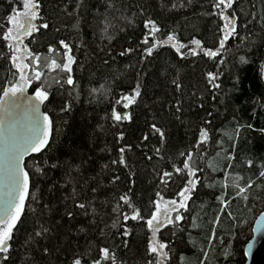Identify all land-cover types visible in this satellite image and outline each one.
Masks as SVG:
<instances>
[{"label": "trees", "instance_id": "trees-1", "mask_svg": "<svg viewBox=\"0 0 264 264\" xmlns=\"http://www.w3.org/2000/svg\"><path fill=\"white\" fill-rule=\"evenodd\" d=\"M37 2L41 5L38 30L25 40L28 50L40 55L43 65L50 55L61 59L49 54L48 48L62 52L59 41L65 40L76 58V86L61 87L54 80L66 74L41 68L42 80L52 93L43 106L53 121L52 132L49 146L24 161L31 176V195L14 230L10 259H0V264H72L74 258L82 264H92L94 258L113 264L112 254L114 264L150 260L155 264L158 257L148 253L153 233L146 221L155 211L157 193L163 197L160 202L178 199L188 177L187 170L177 175L174 169L183 168L181 153L188 151L196 153L192 167L199 169L200 182L187 209L180 210L183 219L156 233L155 241L168 245V258L159 257L161 264L182 260L183 264H244L243 247L251 237L252 223L264 211V177L259 175L264 171V0H237L240 37L247 39H230L216 60L189 53L194 38L204 47L218 48L223 21L209 15L212 0ZM110 3L114 7L109 8ZM13 9L21 11L23 0H0V95L18 79L12 50L2 39ZM252 16L257 19L246 29L244 24ZM147 19L155 20L161 29L155 39L163 41L174 33L188 45L182 49L183 58L171 46L144 55L141 40ZM43 23L49 28H40ZM127 48L131 53L121 56ZM240 56L248 63L241 64ZM208 72L219 74L220 89H211ZM38 83L33 82L30 93ZM137 86L140 96L125 108L121 96L134 95ZM64 104L70 105L68 111H61ZM113 109L131 119L115 121ZM153 125L164 133L163 139ZM202 127L208 129L210 139L195 149ZM121 148L125 149L123 165L118 162ZM229 156L234 159L229 161ZM248 160L253 162L251 168ZM53 163L58 167L52 168ZM36 167L42 173L37 174ZM165 171L173 175L162 184ZM250 182L248 200L237 197L235 185ZM121 196H127L132 207ZM79 203L86 208H78ZM133 208L140 210L143 219L125 222L124 214L131 216ZM43 228L48 229L45 235L33 239L34 232ZM229 245L231 255L225 258ZM101 248L109 249L107 260L100 257Z\"/></svg>", "mask_w": 264, "mask_h": 264}, {"label": "snow or ice", "instance_id": "snow-or-ice-1", "mask_svg": "<svg viewBox=\"0 0 264 264\" xmlns=\"http://www.w3.org/2000/svg\"><path fill=\"white\" fill-rule=\"evenodd\" d=\"M191 3V0H188ZM237 4V0H212V11L209 15L218 16L223 24L219 26V32L221 33L218 41V48H207L204 47L203 43L199 39H192L190 44L194 47L189 48V53L193 56L202 54L204 57L210 60H216L220 56V50L225 49L227 43L230 39L239 38L241 42L247 39V37H240L239 32V19L240 14L235 11L234 6ZM109 8L114 7L111 3L108 5ZM182 6V5H181ZM41 5L37 0H23V11H17L13 9V14L8 17L7 31L3 34L2 39L5 41H10L8 47L12 49L13 55L11 56V62L13 68L16 72L19 73L18 79L15 83H10L9 86H6L2 95H0V111L8 113L13 108L23 107L26 111L28 122L25 131H20L15 128H9L8 133L3 137H0V259L8 261L10 259V252L12 251V240L14 237V230H18L17 226L21 222V217L25 213L26 201L28 200L31 186V176L29 171L26 170L24 164V158L30 153L39 154L43 152L48 146L50 141V136L52 132L53 121L50 118L47 112L41 111V106H45L46 103L50 102V96L52 93L49 91L42 77L45 73L41 70L42 67L46 68L49 73L58 72L64 73L65 76H61L58 79H55L54 82L61 87L65 84L69 88H75L76 81L73 76V65L76 63V58L73 56L72 46L67 43L65 40L59 41V47L63 49L62 52H58L56 48L49 47L48 53L55 54L61 59L57 60L49 57L44 58L43 65L41 64V56L38 54H33L26 47L23 48L24 59L21 60L15 53L20 52L19 47H14L11 41H19L20 44L23 43V37L30 36L34 31H37V26L33 21L39 18V9ZM173 8L177 5L173 4ZM231 10V11H230ZM256 17L252 16V19L244 24V27L247 29L248 25L253 21H256ZM103 24L104 21H101ZM40 28L47 29L49 28L48 23H43L39 26ZM144 28L147 30L144 36V39L141 40V43L146 47L144 48L145 56H152L153 52L157 47L171 46L181 58L184 57L182 49L188 47V45L182 44L177 39L174 33H169L166 37V40L155 39L156 33L160 32L161 29L157 25L155 20L147 19L144 21ZM104 31L107 32V28H104ZM150 38H152V43L150 45ZM132 49L127 48L124 51L120 52L121 56H124L128 53H131ZM30 59L29 63H25L24 60ZM241 64L248 63V60L245 56H240L239 58ZM107 63V61H105ZM223 63V60L220 61ZM29 73H31L29 75ZM219 79L218 73L208 72L207 81L211 89H220L221 84L216 81ZM39 82L34 88L33 95L25 96V93L29 88L32 87L33 82ZM177 89L181 85H176ZM140 96L139 86L135 90L134 95L126 96L122 95L120 100L125 101L124 107L128 108L132 103L135 102L136 98ZM215 99V96H213ZM120 103V101H117ZM203 107V104L200 105ZM70 108L69 104H64L61 108V111H68ZM177 111H181L180 107L177 106ZM211 115V113H209ZM112 118L115 121L130 120L131 116L125 114L121 116L115 109L112 111ZM206 124H211V120L205 121ZM153 128L156 132L160 133L161 138L163 139L164 133L160 131L159 128H156L153 125ZM3 131L2 122H0V132ZM238 131V130H237ZM123 139V137H120ZM144 139H147L145 137ZM209 131L207 128H200L199 136L195 141L193 147L199 149L202 145L209 141ZM160 149H157L159 152ZM121 157L119 163L123 165L125 163L123 153L125 152L124 148L120 149ZM182 156H185L183 161V168L176 167L174 169L175 174L180 175L185 170H187V181L184 187L178 192V199H171L165 201L166 208L162 212L160 201L163 199L160 193H157V200L153 203L155 204V211L152 212L150 218L147 219L146 223L150 231L153 233V237L149 240L148 244V253L149 255H154L158 257L155 264H161L159 257L164 259L168 258L167 252L165 249L168 247L166 243L156 242L155 236L157 232H160L162 227H166L169 224H176L183 219V216L180 212L181 209H187V201L192 198V193L197 190V185L199 180L197 177V171L192 167L194 156L196 153L194 151H188L186 153H181ZM151 159V157H149ZM234 157L229 156L228 160H233ZM115 163V161H114ZM253 162L251 160L247 161V166L252 167ZM52 168H57L58 165L53 163L51 164ZM231 167V164H229ZM43 169L41 167H36L35 172L37 174L42 173ZM173 175L172 172L165 171L161 176L160 182L162 184L168 183V178ZM227 175V174H226ZM260 177H264V171L259 173ZM238 189L236 196L247 201L248 196L245 194L248 189L252 188V182L248 183L246 186H240L239 184L235 185ZM226 188L227 185L225 184ZM95 191V189H93ZM33 199H38L33 197ZM120 200L124 204L132 207L130 200L127 196H121ZM223 204L224 201H221ZM78 208L84 209L86 205L84 203H79L76 205ZM174 212L175 215L172 216L169 213ZM71 217V213L68 214ZM231 215V214H229ZM161 216L164 219H161ZM124 221L126 222L129 219L132 220H142L143 216L139 209L133 208L132 215L129 216L127 213L123 216ZM217 223H219V218H217ZM48 229L43 228L41 230L35 231L33 234V239L43 237ZM252 240L247 243V246L244 249V255L248 256L251 254V250L254 247V244L257 241L258 236H264V212L260 213L258 219L255 220L254 226L251 228ZM124 235H128V230L125 229ZM215 233L213 232V238ZM228 248H225V258H228L231 255V252ZM100 257L103 260L109 258L110 252L108 248H101L99 250ZM44 254H48V249H44ZM207 257V253L204 254ZM113 264L115 261V256L112 254ZM72 264H82L80 258H74ZM92 264H101V260L93 259ZM148 264H153V261H149ZM183 264V260L181 261ZM203 264V262H201Z\"/></svg>", "mask_w": 264, "mask_h": 264}, {"label": "water", "instance_id": "water-1", "mask_svg": "<svg viewBox=\"0 0 264 264\" xmlns=\"http://www.w3.org/2000/svg\"><path fill=\"white\" fill-rule=\"evenodd\" d=\"M38 20H39V18L37 20L33 21V23L35 25H37ZM31 95H33V93H30L29 91H27L25 93L26 97L31 96ZM41 111L44 112L43 106H41ZM0 122H2V125H3V131L0 132V137H3L4 135H6L8 133V130L10 127L18 129L20 131H25L26 127H27L28 118H27L26 111L23 107L13 108L8 113H5L4 111H0ZM0 146H2V144H0ZM31 154L32 153L26 155L24 158V161ZM0 187H2V186H0ZM259 216H260V213L257 215L255 220L258 219ZM255 220H254L251 228L254 226ZM251 240H252V233H251V238L248 240V242H250ZM247 243L245 244L244 249L247 246ZM243 254H244V250H243ZM244 258H245L244 264H264V236H258L257 237V241L251 250V254L248 256L244 255Z\"/></svg>", "mask_w": 264, "mask_h": 264}, {"label": "rangeland", "instance_id": "rangeland-1", "mask_svg": "<svg viewBox=\"0 0 264 264\" xmlns=\"http://www.w3.org/2000/svg\"><path fill=\"white\" fill-rule=\"evenodd\" d=\"M21 11H23V9L21 10ZM28 38V36H26V37H23V43L22 44H20V42L19 41H11V43L13 44V46L14 47H19L20 49H21V51L20 52H17V53H15L18 57H20V59L21 60H23L24 59V52H23V48H27L28 49V47L27 46H24L25 44H26V39ZM10 41H8V43H9ZM12 50V49H11ZM14 53H13V51H12V55H13ZM24 62L25 63H27V60H24ZM18 76H19V73H18ZM160 204H161V210H162V212L164 211V209L166 208V204H165V202H160ZM161 219L163 220L164 219V217L163 216H161Z\"/></svg>", "mask_w": 264, "mask_h": 264}, {"label": "flooded vegetation", "instance_id": "flooded-vegetation-1", "mask_svg": "<svg viewBox=\"0 0 264 264\" xmlns=\"http://www.w3.org/2000/svg\"><path fill=\"white\" fill-rule=\"evenodd\" d=\"M36 26H37V25H36ZM37 27H38V26H37ZM24 46H27V44H25ZM250 238H251V237H250ZM250 238H249V239H250ZM249 239H248V240H249ZM247 242H248V241H247ZM247 242H246V243H247ZM246 243H245V244H246ZM244 246H245V245H244ZM243 250H244V247H243Z\"/></svg>", "mask_w": 264, "mask_h": 264}]
</instances>
